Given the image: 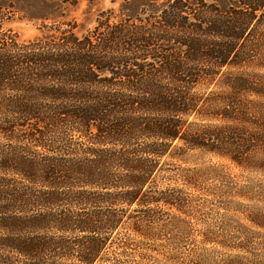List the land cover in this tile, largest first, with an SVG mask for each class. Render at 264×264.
<instances>
[{"label": "trees", "instance_id": "trees-1", "mask_svg": "<svg viewBox=\"0 0 264 264\" xmlns=\"http://www.w3.org/2000/svg\"><path fill=\"white\" fill-rule=\"evenodd\" d=\"M78 4L0 0V264H264L250 239L188 245L170 168L264 170V0H123L82 35Z\"/></svg>", "mask_w": 264, "mask_h": 264}, {"label": "rangeland", "instance_id": "rangeland-1", "mask_svg": "<svg viewBox=\"0 0 264 264\" xmlns=\"http://www.w3.org/2000/svg\"><path fill=\"white\" fill-rule=\"evenodd\" d=\"M122 2L79 0L77 6L67 7V14L77 23L76 32L82 35L95 26L102 11L118 9ZM40 26L39 22L20 18L4 24L22 40L38 36ZM244 71L230 69L227 72ZM259 73L264 75V71ZM260 159L254 160L252 166H240L228 158L200 150L191 152L183 160L173 159L171 169L178 167V175L193 177H190L193 188L190 189L191 204L186 223L190 231L188 245L220 249L217 242L236 243L250 239L260 249L255 253L264 256V246H261L264 245V170L259 166ZM210 255L206 264L222 257L220 253Z\"/></svg>", "mask_w": 264, "mask_h": 264}]
</instances>
